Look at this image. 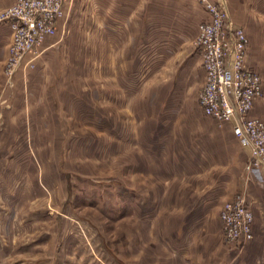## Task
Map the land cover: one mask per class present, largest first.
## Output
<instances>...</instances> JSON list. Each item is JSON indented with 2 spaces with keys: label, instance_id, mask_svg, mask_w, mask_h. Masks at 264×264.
Segmentation results:
<instances>
[{
  "label": "rangeland",
  "instance_id": "374dc122",
  "mask_svg": "<svg viewBox=\"0 0 264 264\" xmlns=\"http://www.w3.org/2000/svg\"><path fill=\"white\" fill-rule=\"evenodd\" d=\"M147 5L64 0L11 90L0 24V264H264L263 245L246 250L264 239V174L199 105L200 18L166 25ZM203 126L223 138L199 141ZM238 195L254 218L241 251L218 218Z\"/></svg>",
  "mask_w": 264,
  "mask_h": 264
},
{
  "label": "built area",
  "instance_id": "2783aa9c",
  "mask_svg": "<svg viewBox=\"0 0 264 264\" xmlns=\"http://www.w3.org/2000/svg\"><path fill=\"white\" fill-rule=\"evenodd\" d=\"M197 1L207 15L197 25L192 42L204 71L200 108L218 123L230 124L232 135L249 153L245 170L264 173V121L251 116L254 104L263 96V82L259 73L246 65L248 37L229 17L227 0ZM63 9V0H13L0 12V24L8 25L10 31L7 89H12L24 60L55 35ZM219 220L227 244H245L253 239V213L244 195L225 202Z\"/></svg>",
  "mask_w": 264,
  "mask_h": 264
},
{
  "label": "crops",
  "instance_id": "0c3cea01",
  "mask_svg": "<svg viewBox=\"0 0 264 264\" xmlns=\"http://www.w3.org/2000/svg\"><path fill=\"white\" fill-rule=\"evenodd\" d=\"M11 1L13 3V0H11ZM110 1L111 2L114 1V3L116 2V0H110ZM139 1H140V6L143 7L144 4H146V6H148L147 2L153 1V0H139ZM155 1H156V3L160 4L159 8H156L154 15H150L147 13V16H150V17L154 16L156 18V20L160 19L161 20L160 23H165L166 25L168 24V19L170 18V13H174V15L176 17H178V18L180 17L181 19H184L188 24H194V25H195V23L197 24L201 21H204L207 18V15H206L205 11L203 10V7L198 3L197 0H155ZM169 3H171V4H169ZM263 3H264V0H228L227 4H226V10H227L229 17L232 19V21L233 22L235 21L234 24L236 26L242 27L244 29L247 37H248L249 44H248V48H247V52H246V65L250 69H253L257 73H259V75L261 73L263 75L262 77L264 78V27L258 25L257 17L255 16V13L261 15L260 14L261 12H259V11H260L261 5H263ZM114 16L115 15L112 14V17H114ZM190 16H194L195 18H198V19L200 18L199 22L195 21L196 19L194 21L190 22L189 21L190 19H188V18H191ZM171 17H172V15H171ZM164 19L167 21L164 22ZM186 19H188V20H186ZM185 25H186V23H185ZM122 26H123V30L125 32L128 31V33H129V30H126L127 25L124 24ZM200 73H201V71H200ZM200 75L202 76V73ZM263 82H264V79H263ZM263 96H264V90H263ZM251 116L264 121V98L256 101V103L254 104ZM227 125H229L230 129H227L228 126L222 127L223 132L226 136L227 143L231 146L233 144L236 145V147L239 148L238 150L246 152L245 157H248L249 156L248 150L242 148L239 145L238 141L232 135L230 124H227ZM203 129L210 131L211 134L209 136L205 137V139H200L199 141L209 139V143H210V142H214L217 138H223V137H219V135H221V134L223 135V133H221L219 131L217 132V130L213 131L212 129H208L204 126H203ZM236 152H237V150H236ZM195 157H196V155H195ZM206 158L208 160H210L209 157H206ZM234 158L236 160L237 156H235ZM236 162H237V160H236ZM235 166L236 165H233V167H235ZM255 173H258L259 175H261L262 172H255ZM165 183H167V182H165ZM229 185L225 184L226 188ZM216 186H217V182L216 183L214 182V184H212L210 186V188H213ZM233 188L231 191L228 192V194L229 195L231 194V196L235 193V188L234 189ZM179 189H180V187H178V190ZM229 189H231V188H229ZM261 195H264V192ZM245 200H246L247 204L249 205V202L246 199V197H245ZM259 204H260V202H259ZM176 206L179 209V206H180L179 203H177ZM249 207H250V205H249ZM174 210H175L174 203H171V211H174ZM218 218H219V215H218ZM262 245L264 246V239L256 237L254 243L248 245L246 250L253 251L255 248L258 249L259 246H262ZM234 246L236 247V249L241 247L240 248V251H241L245 248L246 245L237 244Z\"/></svg>",
  "mask_w": 264,
  "mask_h": 264
}]
</instances>
